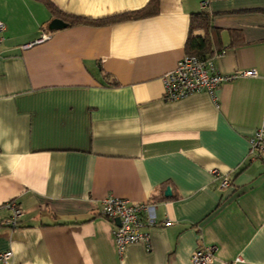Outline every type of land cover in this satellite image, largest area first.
Masks as SVG:
<instances>
[{
  "label": "crops",
  "instance_id": "1",
  "mask_svg": "<svg viewBox=\"0 0 264 264\" xmlns=\"http://www.w3.org/2000/svg\"><path fill=\"white\" fill-rule=\"evenodd\" d=\"M50 1L87 19L150 2ZM159 2L154 14L52 31L64 18L45 1L0 0V253L13 251L10 264H194L202 245H216L214 264H264V156L248 155L264 119V0ZM201 11L219 71L258 74L165 101L163 76L187 54ZM110 195L150 202L173 224L145 227L149 246L120 253L116 222L101 214Z\"/></svg>",
  "mask_w": 264,
  "mask_h": 264
},
{
  "label": "built area",
  "instance_id": "2",
  "mask_svg": "<svg viewBox=\"0 0 264 264\" xmlns=\"http://www.w3.org/2000/svg\"><path fill=\"white\" fill-rule=\"evenodd\" d=\"M210 0H202L201 7L206 8ZM6 24L0 19V45L4 41ZM48 35L44 34L42 39ZM223 52H216L208 57H200L192 54H185L178 61L174 69L166 72L163 76L165 101H174L190 96L196 92L214 93L217 87L224 82L244 76H257L258 71L250 69L231 74L222 73L217 66V58ZM249 158L251 160L264 156V119L254 135L249 139ZM214 175L219 179L221 188L231 184L229 175L213 170ZM11 209L12 216L6 221L8 225L16 226L22 214L16 201L6 203ZM101 214L116 222L115 241L120 253H123L130 243L144 242L149 246L150 234L145 227L171 226L173 221H160L153 214V205L150 202L134 203L127 198L110 195L103 199ZM117 219L120 224H117ZM217 247L216 245H202L192 254L194 264H214ZM13 251L8 250L0 253V260L4 264H10Z\"/></svg>",
  "mask_w": 264,
  "mask_h": 264
},
{
  "label": "trees",
  "instance_id": "3",
  "mask_svg": "<svg viewBox=\"0 0 264 264\" xmlns=\"http://www.w3.org/2000/svg\"><path fill=\"white\" fill-rule=\"evenodd\" d=\"M50 8L54 16L63 17L66 21L69 22V25L73 24H107L112 23L118 20H125L129 18L146 16L150 14H154L159 9V1L160 0H150L147 7L130 13H123L118 16L109 17L105 19H87L80 16L75 15H67L61 13L57 7L50 0H43ZM190 33L186 42V51L187 54L197 55L200 57H208L211 56V44H210V30L212 28L211 25V16L206 11H201L198 13H194L191 16V24H190ZM196 30H203L204 34L195 33Z\"/></svg>",
  "mask_w": 264,
  "mask_h": 264
},
{
  "label": "water",
  "instance_id": "4",
  "mask_svg": "<svg viewBox=\"0 0 264 264\" xmlns=\"http://www.w3.org/2000/svg\"><path fill=\"white\" fill-rule=\"evenodd\" d=\"M68 25H69V22L65 21L64 19H62V18H54L50 22L49 27H50V29L52 31H54V30H57V29L65 28ZM165 194L166 195L171 194V187H167ZM116 221H117V224H120V220L119 219H117Z\"/></svg>",
  "mask_w": 264,
  "mask_h": 264
}]
</instances>
